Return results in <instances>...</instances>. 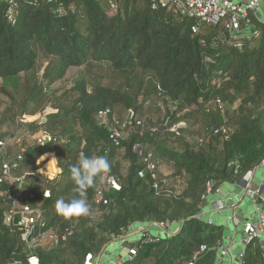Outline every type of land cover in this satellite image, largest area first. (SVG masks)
<instances>
[{
    "label": "trees",
    "instance_id": "obj_1",
    "mask_svg": "<svg viewBox=\"0 0 264 264\" xmlns=\"http://www.w3.org/2000/svg\"><path fill=\"white\" fill-rule=\"evenodd\" d=\"M59 4L64 14L53 12ZM193 24L171 10H153L150 0H0L1 88L13 99L0 114V137L15 134L2 128L27 127L33 136L46 131L57 138L37 145L35 136L14 173H28L24 199L34 193L42 201L46 229L62 231L75 223L73 234L58 244L29 246L18 222L5 221L16 183L0 184V264H28L32 254L41 264H83L87 253L98 257L140 222H179L180 230L140 246L132 259L117 264H215L225 228L199 216L207 182L218 189L264 166V22L250 15L254 30L241 46L231 43L221 22L203 25L198 33ZM74 67L86 73L64 90L53 88ZM7 87L25 97L22 108ZM46 97L51 105L43 121L18 119L37 113ZM161 101L175 108L166 106L164 116L156 117ZM102 109L121 120L145 116L148 128L115 146L109 126L96 119ZM180 123L185 126L172 129ZM136 143L144 155L152 152L157 181L149 172L138 175L145 164ZM105 149H110V172L120 179L121 190L108 195L97 220L58 215L56 201L77 195L70 166L81 154L96 157ZM47 153L57 158V178L34 174ZM162 166L170 167V178L182 180L180 190L170 185ZM97 186L98 179L87 190V203ZM46 188L50 198L43 196ZM241 264H264L260 240L248 243Z\"/></svg>",
    "mask_w": 264,
    "mask_h": 264
},
{
    "label": "built area",
    "instance_id": "obj_2",
    "mask_svg": "<svg viewBox=\"0 0 264 264\" xmlns=\"http://www.w3.org/2000/svg\"><path fill=\"white\" fill-rule=\"evenodd\" d=\"M16 1V0H13ZM34 3H39L41 0H31ZM49 3H55L57 0H46ZM264 0H150V5L153 10L168 9L176 14L187 16L194 20L192 25L193 33H198L203 25L217 24L221 22L225 29L230 33L231 43L235 46H241L242 39L245 37L242 35V24L248 25L250 23V15L256 17L258 11L261 9V4ZM53 12L57 14H64L65 9L62 4L54 5ZM96 119L100 125L109 126V137L113 145L120 147L133 133L143 135L148 128V125L143 118H134L132 115L124 120L118 119L115 116L111 117L110 109H102L98 111ZM174 129V128H172ZM156 130V128H152ZM57 142V138L50 132L42 131L38 133L35 139L37 145H43L47 142ZM9 142L7 139L0 137V184L8 182H15V192L9 197L10 207L5 214L6 223H13L15 220L18 222L22 229V239L29 246L46 245L42 243L43 240H49V245H56L61 240L67 239L74 232V221L70 223L61 231L57 229H46L45 215L42 208V201H36V195L34 193L28 194V198L25 200L23 196L24 184L27 181L24 175H15L14 171L19 167L23 157L24 150L18 153L9 151ZM134 149L137 150L145 164V167L139 170L138 175L145 177L147 172L150 173L153 180H158L159 174L157 172V162L153 159L152 152L144 155V149L139 144L134 145ZM54 157V163L52 169L56 171L53 175L40 172L39 170L49 163L50 157L38 161L46 163L37 170L34 174L46 175L50 178H57L59 176V167L55 154L47 153ZM44 156V155H43ZM105 157L108 162L110 158V149L99 153L96 157ZM42 157V156H41ZM254 172H250L244 179L245 181V195L255 198L260 197L261 191L254 190L252 186V175ZM98 186L96 188L95 198L92 202L88 203L91 207V216H88L90 220H97L103 215L102 207L109 203L108 195L111 192H119L122 188L120 179L110 172L102 173L101 177H98ZM166 180H164L165 182ZM156 186L158 182H155ZM211 181L207 182L206 192L202 195V204L200 217H203V205L207 200L208 194L214 192ZM44 198H50L51 190L46 188L43 190ZM214 210H223L225 204L221 201H214L212 203ZM258 219L256 221H248L245 224V236L242 240V244L248 245L252 240H260L264 247V200L260 203L257 209ZM210 224L214 222L208 220ZM171 222H140L137 228V239L133 241L132 235L129 231L119 237L114 238L106 247H104L98 257H95L93 253L89 252L85 255L83 264H102V256L105 253L109 245L113 246L115 242L121 243V246L126 248V256L124 259H132L137 255L140 246L148 245L150 243L158 241L160 236L153 235L150 231L152 225L158 226L168 236L172 235L180 230L172 231ZM39 241L41 243H39ZM223 242V241H222ZM216 248V260L215 264H224V259L231 253V242L225 246L223 243ZM206 246H201L200 251H204ZM245 250L240 256L238 264H241ZM199 252L196 253V255ZM28 264H41L40 257L36 254H32L28 257ZM20 264V263H14ZM230 264H236L230 262Z\"/></svg>",
    "mask_w": 264,
    "mask_h": 264
},
{
    "label": "crops",
    "instance_id": "obj_3",
    "mask_svg": "<svg viewBox=\"0 0 264 264\" xmlns=\"http://www.w3.org/2000/svg\"><path fill=\"white\" fill-rule=\"evenodd\" d=\"M261 11L262 12L258 11L259 13H257L256 18L264 22V5L261 6ZM244 29L242 32L245 33L246 27ZM251 181V187L254 190L261 191V196L257 198V201H255V198L245 195V181L241 180L235 183H223L217 190L208 194L207 200L203 205V215H209L207 221L212 220L214 223L223 225L226 231L229 230V243L231 242L232 244L231 253L225 257L224 264H230V262L234 263L236 256L232 250L234 245L237 244V236L241 235L242 237L240 239L243 240L245 236V224L248 221H256L258 219L257 209L260 206V203L264 200V166L254 171ZM213 201L223 202L225 204V208L223 210H214L212 205ZM176 223L179 225L175 229H173L171 226L172 231H177L179 229L180 223ZM150 231L153 235L157 236H161V233L163 232L158 226L155 225L150 227ZM129 233L132 235L133 241H135V238L137 237V228H131ZM222 243L226 245L224 241ZM117 250L119 249L115 248L111 256L106 261H103V256L106 253L105 251L101 259L102 264H117L123 261L125 256L123 257L122 254H118ZM122 250L126 251V248L123 247Z\"/></svg>",
    "mask_w": 264,
    "mask_h": 264
},
{
    "label": "rangeland",
    "instance_id": "obj_4",
    "mask_svg": "<svg viewBox=\"0 0 264 264\" xmlns=\"http://www.w3.org/2000/svg\"><path fill=\"white\" fill-rule=\"evenodd\" d=\"M262 5H264V2H262L261 6ZM114 11L115 10L113 9L111 11V13H114ZM259 12H262L261 9L259 10ZM253 30H254L253 27L248 25V27L246 26L245 33L242 32L241 34L246 37V35H250L253 32ZM44 64H45V61L41 60V62H40V66L41 67L40 68L44 67ZM84 73H86V72L83 71L82 68H79V67L70 68L68 73H67V75H66V77H65V79L60 81V82H58V83H56V85L53 88L56 87L59 90H64L66 87H70L71 86V84H72L71 81L74 79V77H76L78 75H81V74H84ZM1 86H2V81L0 79V114L3 113L5 109H7V107L9 106L10 103L13 102V99H11L7 95V93L4 92V90L1 88ZM8 89L10 90V88H8ZM11 93H14L15 97L17 98L18 106H19V108L18 107L17 108L18 109L22 108L23 104H24V101H25V97L23 95L15 92L14 90H13V92L11 91ZM47 93H48V95H50L52 93V91L49 90ZM50 105H51L50 104V99L46 97V98H44V100L40 104V107H39L37 113H35L33 115L19 116L18 119H23L24 121L25 120L26 121H31V120L43 121L45 114L50 110ZM166 106L170 107L171 109L175 108L173 104L169 103L168 105H166L164 102L161 101L157 105V107L159 108V111L157 112L156 117L158 115H161V117L164 116V114L167 111L166 110ZM142 118L145 119V116L142 117ZM16 125H20V121L19 120H17V124ZM182 126H185L184 123H180V124L176 125L173 130L176 131L178 129V127H182ZM2 129L3 130H11V131L13 129H15V130H13L15 132V134L13 136H9L8 139H7V141L12 146L13 152L15 154L18 153L21 150H24L28 143L34 141V137L36 136V134L34 136L31 135V132H30V130H28L27 127H21V128H18V129L17 128H12V127H10V128L6 127L5 129L4 128H2ZM0 133H1V129H0ZM43 157H45V159L48 158V157H50L52 159L54 158L53 155L52 156L44 155ZM52 159H50V161ZM50 161H49L48 164L44 165L41 168V169H43V171H41V169L39 171L43 172V173H48V174L53 175L56 171L53 170L55 168L52 169V163L51 162L53 160L51 162ZM53 171H54V173H53ZM161 171L165 175V177L167 178V180H168V182L170 183L171 186H174L175 188H177L179 190L183 187V182H182L181 179L170 178V175L172 173L170 167L162 166L161 167ZM24 194H25V190H23V196H25ZM208 216L209 215H203V219L207 220ZM138 224L139 223H136V224L132 225L131 228L132 229L138 228V226H139ZM178 225H179L178 223L174 222L172 224V228L175 229ZM228 231H226L225 234H224L223 241L226 244L225 246H227L228 243H229ZM167 236L168 235L166 233L162 232L160 238H165ZM241 237H242L241 235L237 236V239H236L237 244L234 245L233 250H232L235 253V256H236L235 257V261H234V263H236V264H238V262H239V257L241 255V252L245 249V246L241 243V240H242V239H240ZM135 239H137V237ZM49 242H50L49 240H47V241L43 240L42 241V243H44L46 245H49ZM39 243H41V242L39 241ZM115 248L119 249V250H117L118 254L119 253L122 254L123 257L126 256V251L122 250L123 246H121V243L115 242L113 244V246L109 245L107 247L106 253L103 256V261H106L111 256V254H112V252H113V250Z\"/></svg>",
    "mask_w": 264,
    "mask_h": 264
},
{
    "label": "clouds",
    "instance_id": "obj_5",
    "mask_svg": "<svg viewBox=\"0 0 264 264\" xmlns=\"http://www.w3.org/2000/svg\"><path fill=\"white\" fill-rule=\"evenodd\" d=\"M43 159L45 157H40V161ZM109 169L110 164L105 157H88L81 154L78 162L70 166V179L74 186L73 192L77 195L68 201L63 198L56 201L55 207L58 215L65 219L91 216V207L85 199L87 190L93 187L96 179L101 177L102 173H107Z\"/></svg>",
    "mask_w": 264,
    "mask_h": 264
}]
</instances>
